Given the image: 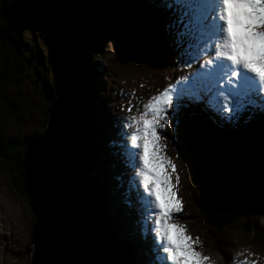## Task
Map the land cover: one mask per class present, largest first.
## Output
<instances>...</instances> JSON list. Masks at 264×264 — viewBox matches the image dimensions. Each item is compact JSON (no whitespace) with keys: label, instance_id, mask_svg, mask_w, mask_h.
Here are the masks:
<instances>
[{"label":"rangeland","instance_id":"1","mask_svg":"<svg viewBox=\"0 0 264 264\" xmlns=\"http://www.w3.org/2000/svg\"><path fill=\"white\" fill-rule=\"evenodd\" d=\"M129 1L133 5L145 10L147 7L157 5V0ZM8 6L14 7L13 12L16 16H13V18L19 19L18 10L23 5L19 7L15 4H10ZM3 7H6V5H3ZM76 7L75 5L74 11ZM82 9L79 16L76 15L78 18L80 17L84 22H88L87 18L89 20L94 18L91 8L83 6ZM34 12L35 14L33 13L32 19L28 20L26 15L25 21L22 20V23L19 24L22 27L21 38L25 44L26 52L27 54H31V57L28 59L30 65L24 68L18 81H3L0 83V141L3 142L9 137H16L21 142L28 141L27 148L29 143L35 141L33 138L41 139L43 138V133H51L53 134L52 137H57L56 140L49 138L44 144L48 146L59 145L61 153L67 147L71 148L74 152L75 149L80 152L82 151L83 155L79 157L80 159L77 160L76 164L71 166L72 170L70 164H68L69 183L71 182L74 185L73 187H77L79 190L81 188H88L86 207L94 217L93 219L90 216L88 217L86 211V216L84 214L82 216H84L86 221L89 219V224L87 221L89 227L93 226L95 231L100 230L98 232L100 235L103 233L100 236L102 238L101 243L111 248L106 258L107 261L111 257V263L109 264H116V262L118 264H147L148 259L140 251L142 245L140 243L138 245L137 243L138 235L141 237L139 229H136L139 228L138 213H134L137 215V220L133 218L134 215L130 212L128 221L124 213L120 215L122 209L118 211L115 203H112L111 207H109L110 204L106 205V201L100 198L102 196L101 187L109 188L111 193L105 191L107 195L103 194L105 200L109 199L110 203L114 200V202L116 200L121 202L120 195L124 194L127 187V175L124 173L127 170L121 162L119 149L121 137L118 135L124 122L122 114L127 113L128 116L138 114L139 111H142V104L147 102L150 96L164 87L174 84L175 80L180 76L182 77L186 72L187 67L183 63L178 62V53L173 42V37L169 34L170 30L167 27L169 12L163 14L162 23L165 25L162 28L158 24L157 27L154 26V30L158 29L156 32L158 44L164 42L167 47L165 53L167 55H163L164 57H161L160 60L156 56L144 59L142 56L130 58L122 55L124 52L122 54L119 52L121 51V45L117 38L109 39L103 46H100V43L96 42L95 39H89V42H92L91 47L94 48L93 50L97 51L101 48V53H99L100 57L98 61L92 64L93 76L90 78L92 80L89 83L90 87L88 89H90V92L89 95L87 94L89 98L86 103L88 106L84 108V111L81 110L80 113H78V108L76 110L77 113L74 112L75 115L68 110L67 106H63V103L56 106L55 102L51 101V98L56 94L54 87L57 76L56 70L60 68V66H56L53 59H57L60 51H63L57 44V41V46H55L50 40L54 35V27H51V23H49L51 19L46 17L40 5H36ZM76 16H72V23H75ZM73 28L75 29V24ZM165 45L163 44L162 46L165 47ZM88 79L86 74L85 76L83 75V84ZM77 91L81 92V89L77 87L76 94L78 95ZM129 104L132 106L131 112L126 111ZM205 110L202 102L191 103L183 100L181 101L179 111L173 112L172 109H169V124L164 129H157L162 137V143L165 145L163 151L171 158L173 163L175 162L176 174L179 176L177 195L183 202L181 214L183 217L173 218V220L177 223L186 224L188 233L194 239L199 237L202 244L196 250L201 252L202 255L206 253L212 255L214 258L210 259L214 260L215 264H230L231 261L227 260V252L230 255L236 253L242 256L241 260L246 258L248 261H255V264H264V215L259 213L243 216L240 214L236 216L238 223L230 224V226H225L224 228H220L218 225L217 227L212 224L210 225L205 219L207 215H213L211 213L206 215V212H210L213 207H209L208 209V207L203 205V208L206 207L207 211H204L203 215L201 214L199 210L200 204L198 203L200 191L197 190L196 179L194 177L192 179L190 176L195 170V167L191 163V156L193 157L196 152L195 149H192L196 141H203L205 145H209L207 148L203 146L205 155H218L222 147L225 150L228 147L231 148L230 144L226 143V139L231 138L230 143L236 141L235 143L241 144V147H253L255 140H264V125H262V128H259V126L253 127L250 126L251 124L248 120L241 121L242 118L238 120L240 122L235 121L220 124L219 117L213 113H211L212 115H207V112L210 111ZM203 113L206 116H203ZM199 117H204L207 121L204 119L200 120L199 124H202L201 128H197L200 138L198 140H191L186 128L191 129L194 127V124L198 125L197 119H200ZM253 117V114L248 112L244 119H252ZM194 119L197 121H194ZM70 120L75 123L76 127L78 123V128L75 127L74 131L70 130V126H72ZM257 120L259 121L260 118H257ZM84 124H86V127H83ZM219 125H221L220 130L217 128ZM216 128L220 132H217ZM235 128L237 129L235 137L239 138L231 136L234 134L233 129ZM65 129L71 131V135H68V131L64 132ZM210 132L215 135L214 138ZM221 132H226V136L224 137L222 134L217 136ZM64 133L67 137L62 135ZM205 133L208 134L204 135ZM229 133L231 135L228 136ZM58 141H62L64 145H60L61 142ZM74 143H76V146L78 145V147L80 146L84 149L76 147ZM199 145L200 149L198 152L202 155L200 151L203 149L201 150L200 143ZM101 146H104L105 149ZM95 149H98V151L101 149L100 155L95 152ZM245 150L249 149L246 148ZM104 152L105 159L103 160L105 163L101 162V156ZM65 153L66 155L71 154L70 150L65 151ZM109 153L114 155L110 157ZM66 163L65 166L67 167ZM101 163L105 164L104 169L106 171L102 169L103 164ZM214 168L217 169L215 166ZM94 169L96 171H93ZM22 170L23 175L24 168ZM117 171H120V177L117 175ZM205 172L208 171L205 170ZM217 172L223 176L221 174V166L217 169L216 174ZM90 174L92 177H90ZM176 174L172 176L174 183ZM16 175L15 166L0 156V264H50L55 261L60 264V259L66 261V259H63L67 246L65 232L71 224L73 226L79 222L78 209H75L79 208V206L75 205L70 197L71 195L68 193L66 201L58 205V211L51 208L42 209L39 212L42 219L41 224L39 223L34 226L33 212L30 210L26 198L18 191L19 185L17 186ZM123 175L124 180L121 179ZM216 176L215 183L218 180V175ZM19 177L18 181L21 182ZM118 177L119 179H117ZM222 179L225 181L224 178ZM214 181L208 182L206 178L205 183L210 185L214 184ZM113 185H118V188H113ZM120 189L122 192L119 191ZM224 195L227 196L228 199L226 198V200L228 202L236 200L232 190H225ZM220 197L221 193L217 189L212 199H208L207 201L217 203ZM235 202L237 204L234 209L237 212H242V209L247 211L253 210L256 207L255 202L250 203L245 198H238ZM134 204V198H131L130 205L134 207ZM205 204L212 205L209 202ZM134 211H136V208ZM33 215L36 216L35 213ZM114 217L117 222L113 220ZM243 218L252 220V223L255 224V229L247 231L240 227L242 226L240 221ZM129 233H131L130 236L128 235ZM142 239L145 240V238ZM146 241L147 239L143 242ZM144 244L149 248L148 241ZM140 252L141 256L139 255ZM88 254L90 256V252ZM103 258L104 256L102 255L101 261ZM90 263L94 264L91 260Z\"/></svg>","mask_w":264,"mask_h":264},{"label":"snow or ice","instance_id":"2","mask_svg":"<svg viewBox=\"0 0 264 264\" xmlns=\"http://www.w3.org/2000/svg\"><path fill=\"white\" fill-rule=\"evenodd\" d=\"M157 7L169 12L178 62L187 67L206 58L150 96L138 114L124 118L118 135L127 170L125 196L134 198L139 233L149 242L147 264H211L196 250L199 237L173 220L183 210L179 176L157 129L169 124V109L179 111L183 100L202 102L222 123L238 121L250 110L264 113V0H157ZM131 110L129 104L126 111ZM234 264L255 261L234 258Z\"/></svg>","mask_w":264,"mask_h":264},{"label":"trees","instance_id":"3","mask_svg":"<svg viewBox=\"0 0 264 264\" xmlns=\"http://www.w3.org/2000/svg\"><path fill=\"white\" fill-rule=\"evenodd\" d=\"M10 4H15L20 7L23 5V0H0V83H2L3 81H18L21 72L24 70V68L29 67L27 66L26 62L31 57V54H27L25 44L21 38V25H8L6 19L3 16L2 6H8ZM36 5L41 6L42 11L46 15V17L51 19L50 23H53L54 0H30L25 5L28 20L33 18V13L35 14L34 8L36 7ZM76 6L77 7L75 8L74 13L75 16H79L81 11L83 10V6L91 8L92 12L95 13V16L94 18H92V20H89L87 18L88 22H84L83 19H81L80 17L79 20L78 16H76V33L74 38L72 39L70 50H68L66 54L60 51V54L57 56V59H53L56 66L58 65L60 66V68L56 70L57 76L54 82L56 94L51 98V101L55 102L56 106L63 103V106H67L69 108L68 110L74 115L75 113H77V109L75 108L77 105L79 108L78 113H80L81 110L84 111V108L88 106V104L86 103L88 101V95L90 92V89H88V87H90L89 83L91 82L90 80H92L90 78L93 76L92 64L93 62L96 63V61H98L100 57L99 53H101V48L97 51L93 50L94 48L91 47L92 42H89L90 38L92 40L95 39L96 42L98 41L100 43V46H103L111 38H117L119 39L118 41L121 45V51L119 52H121V54L124 52V54L122 55L130 58H139L142 56L144 59H149L148 57L156 56L160 60V57H163L164 52L162 46L158 44L156 31L154 30V20H156V22H159L160 20L156 10L142 9L133 5V3H130L129 0H78ZM96 12H98L97 16ZM6 34L11 39L10 43L6 40ZM56 34L57 30L54 29V35L52 37L53 39L50 38L51 42L55 46H57ZM85 74L86 77H88L89 79L85 82V84H83V75L85 76ZM77 87L80 88L82 92L81 93L77 91L78 95L76 94ZM201 125L202 124L200 123L199 128H201ZM194 126L195 127H193L192 129L186 128V131L190 136L191 140L200 138V133H198L197 131L198 125L196 127V125L194 124ZM76 128H78V123ZM67 131L68 135H71V131L69 130L65 129L64 132ZM207 134L208 133H205L204 135ZM211 134L213 135V133ZM62 135L67 137L65 133ZM214 137L215 135H213V138ZM33 139L39 140L40 138ZM27 142H21L16 137H9L3 142L0 141V156L3 159H6L7 161L11 162L15 166V169L17 171L16 182H18L17 186L19 185L18 191L20 192V194H23V196L26 198L30 206V210L33 212V225L35 226L39 223L41 224L42 219L39 212H41V210L44 208H42L40 204H38L29 196L25 187V180L24 176L22 175V159ZM74 145L76 146V143ZM76 147H78V145ZM78 148L82 147L79 146ZM69 150L71 152H74L71 148H69ZM75 153V158L70 157L71 170V166L76 164L77 160L80 159L79 157H81V155L83 154L82 151L80 152L77 149H75ZM18 177L21 179V182L18 181ZM73 186L74 185L71 184L70 195L72 196V200L74 201L75 205L79 206V210L82 211V214L85 215L86 211L88 217L90 216V218L93 219L92 213L86 207L88 188H81L79 190V188ZM74 198L76 200H74ZM34 213L36 214V216L33 215ZM203 214L204 213H202V215ZM205 220L210 225L212 224L216 227L218 225V227L220 228L230 226V224L238 223L237 217L233 216L230 212L207 216ZM87 221L89 224V219ZM240 223L242 225L240 227H242L244 230L250 231L255 229V224H253L252 220L248 218H243ZM93 228V226H90L92 238L89 244V252L90 254L92 253L91 255L93 256L90 258V260L94 264H106V258L108 257L107 255L109 251H111V248L101 243L102 238L100 236L103 233L100 235L98 234L100 230L95 231ZM102 255L104 256V258L102 259L103 263L101 261ZM110 258L111 257L108 258L107 264L111 263ZM50 264L59 263L55 261L54 263ZM116 264H118V262H116Z\"/></svg>","mask_w":264,"mask_h":264},{"label":"bare ground","instance_id":"4","mask_svg":"<svg viewBox=\"0 0 264 264\" xmlns=\"http://www.w3.org/2000/svg\"><path fill=\"white\" fill-rule=\"evenodd\" d=\"M155 1V0H154ZM77 5V4H76ZM87 5V4H86ZM9 6H6L5 7V9H6V11H7V15H5L4 16V14H3V16H4V18L6 19V21H7V24L8 25H11V26H14V25H16V24H21L22 23V21L21 20H16V21H14V22H11V19L9 18V17H11L12 16V12H10V10H9V8H8ZM54 8V7H53ZM147 9H153V10H156V12H157V14H158V17L160 18V20H159V22H156V20H154L155 21V23H154V26H156L157 27V24H158V26L159 27H161L162 28V26H164L165 24H163L162 23V17H163V14H165V13H168L167 11L165 12L162 8H159V7H157V5H154L153 7H147ZM146 9V10H147ZM91 12H92V9H91ZM156 12H154V13H156ZM97 14H98V12H96V16H97ZM145 14V13H144ZM53 15H54V13H53ZM95 16V13H94V15H93V17ZM166 16V15H165ZM71 19H72V17H71ZM53 20H55V15H54V19ZM23 21H25V20H23ZM74 22V21H73ZM50 23V22H49ZM74 24L75 23H72V20H71V25H72V27L70 26V29H72L73 27H74ZM161 26H160V25ZM50 26L51 27H54L53 26V24L51 23L50 24ZM54 29H56V27H54ZM57 30V34H58V32H59V29H56ZM74 28H73V32H74ZM162 30V29H161ZM155 31L157 32L158 31V29H155ZM7 33V32H6ZM56 34V35H57ZM158 35V34H157ZM70 36V35H69ZM7 37H8V35H7ZM9 43L11 42V39L10 38H7L6 39ZM117 41V40H116ZM72 42V41H71ZM165 45L166 43H161L160 44V46H162V45ZM71 45V44H70ZM70 45H69V48H70ZM68 48V49H69ZM162 48H163V51H164V53H163V55H167V54H165L166 53V49H167V47H166V45H165V47H163L162 46ZM164 57V56H163ZM206 57L205 56H203V55H201L200 57H199V59H198V61H197V63H192L191 61H189L188 62V64H189V66H187V69H186V72L183 74V76L182 77H184V76H186V75H188V74H191L194 70H196V68H197V65H198V63H200V62H202L204 59H205ZM160 59H161V57H160ZM27 66H29L30 65V61L28 60L27 62ZM182 71V70H181ZM181 74H182V72H180ZM178 77V76H177ZM181 77V76H180ZM176 81V80H175ZM145 103V102H144ZM139 105V104H138ZM143 105V104H142ZM191 106V105H190ZM135 107H136V104H135ZM203 107H204V105H203ZM143 110V109H142ZM201 111H203V110H201ZM206 111V110H205ZM248 112H251L252 114H253V118L252 119H250V118H246V119H244L245 118V115L248 113ZM248 112H245V113H243L242 115H241V117L240 118H242L241 119V121H243V120H248L249 122H250V126H253V127H258L259 126V128H262L263 126L262 125H264V113H261V112H259L258 110H250V111H248ZM212 112H207V115L209 114V115H212L211 114ZM195 114V113H194ZM197 115V114H196ZM200 115V114H199ZM122 116L125 118V117H127L128 115H127V113H125V114H122ZM203 116H206V114L205 113H203ZM81 117V116H80ZM200 118V117H199ZM207 118V117H206ZM257 118H260V120L258 121L257 120ZM205 120V121H207L204 117H202V118H200V119H194V121H197V123H198V128H199V122H200V120ZM212 119V118H211ZM218 119V118H217ZM213 120V119H212ZM219 121V120H218ZM212 121L210 120V123H211ZM237 122H240V121H237ZM212 124V123H211ZM220 124H223L222 122L220 123ZM192 125V124H191ZM211 126V125H210ZM71 127V130L72 131H74L75 130V127H76V125H75V123L73 122L72 123V126H70ZM83 127H86V124H84V126ZM195 127V126H194ZM196 127H197V125H196ZM220 127H221V125H219V127H217V128H219V130H220ZM224 127V126H223ZM216 128V129H217ZM215 129V128H214ZM221 129H223V128H221ZM239 129V128H238ZM245 129V128H244ZM233 131H234V134H228V136L229 135H231L232 137H235L236 136V132H237V129L235 128V129H233ZM236 131V132H235ZM217 132H220V131H218V129H217ZM211 133V132H210ZM226 133V132H225ZM225 133H218L217 134V136H219L220 134H222V135H224V137L226 136L225 135ZM50 134V136H52L53 134H51V133H49ZM195 134V133H194ZM193 134V135H194ZM183 135V134H182ZM45 136H47V134L46 133H44L43 134V137H45ZM183 137V136H182ZM193 137V136H192ZM188 138V137H187ZM235 138H239V137H235ZM193 139V138H192ZM227 140V144H230L229 146H231V148L230 147H228V149H224L223 147L219 150L220 152V154H218V155H205V153H204V147L205 148H207V146H209V145H205L204 143H203V141L202 142H198V141H196V143L195 144H193L194 145V148H193V150L195 149L196 150V152H195V154L193 155V157L191 156V163H192V165L195 167V170L197 171V172H192V174L190 175L191 176V178L193 179V177L196 179V181H197V190L198 191H200V189H203V192H205V193H208V196L206 195L205 197H200V194L198 195V197H199V199H198V203L200 204V206H202V205H207V204H205L206 202H209V203H212V204H215V202H210V201H207L208 199H212L210 196H211V193L210 192H212V189H215V188H217V189H219L218 191L221 193V197L219 198V200H218V202L216 203V204H218L219 205V207L221 208L222 206L225 208V209H234L235 208V206H236V202L235 201H237V199L239 198L237 195L235 196V198H236V200H231V201H227L226 200V198H227V196L226 195H224V191L225 190H232V192L233 193H235V190L237 191V190H239L237 193L239 194V193H243V191L241 190V189H238V187L236 186V184H234L233 182V179H232V176L234 175V173H235V175H236V178H235V180H237V181H241V182H248L249 183V185L251 186L252 185V183L253 184H256L258 187H259V189L261 190V192L262 193H264V187H263V185H262V182H261V179L264 177V140H262V139H260V140H255V144L253 145V147H251V146H249V147H246V146H244V147H241V144H236L235 142L234 143H228L230 140H232V138L231 139H226ZM199 143L201 144V150L202 151H200L201 153H202V155L198 152L199 151V149H200V145H199ZM75 144V143H74ZM203 144V145H202ZM82 145H83V143H82ZM214 145V144H213ZM66 146V145H65ZM91 146H93V145H91ZM204 146V147H203ZM102 148H104V146H101ZM219 147H221V146H219ZM248 148L249 150H245L246 148ZM260 149H259V148ZM82 149H84V148H82ZM105 149V148H104ZM67 150H69V147H67V149H64V151H63V153L62 154H65V151H67ZM228 150V151H227ZM87 151V150H86ZM106 151V150H105ZM177 151V150H176ZM181 151V150H180ZM211 151V150H210ZM224 151H226V152H230V153H226V152H224ZM246 151V152H245ZM261 151V152H260ZM71 152V151H70ZM95 152L98 154V155H100V153H101V149L98 151V149H95ZM262 152H263V155H262ZM86 153V152H85ZM112 153V152H111ZM111 153H109V155H110V157H112L114 154H111ZM217 153V152H216ZM52 155H53V157H55V159L54 160H57L59 157H60V151L59 150H55V152L53 151L52 152ZM83 155V154H82ZM64 155H61V158L63 157ZM74 156H76V153L75 152H71V154H69L68 156H66V157H64V159L62 158V160H64V161H66L67 163H66V165H67V167H66V169H64L63 171L62 170H60L61 171V173H62V176H65L66 177V179H62V178H60V180L59 179H57L55 182H53L52 183V181L50 180V178H49V176L48 175H50V177H51V179L53 180V176L55 175H53L52 174V170H49V169H46L45 168V165H44V168L42 169L43 170V174L41 173V175L42 176H44V179L48 182V183H46V182H44V183H46L45 185L48 187H50V188H52L53 190H56V192L60 189V186L61 187H63L62 189L64 190V191H67L69 194H70V185H71V182L69 183V170H68V164H70V160H71V158H74ZM71 157V158H70ZM86 157V156H85ZM85 157H83V158H85ZM105 157V152L102 154V156H101V162L103 161L104 162V160L103 159H105L104 158ZM70 158V159H69ZM49 159L50 158H48L47 159V161L49 162ZM51 160V159H50ZM60 160V159H59ZM89 160V159H88ZM87 161V160H86ZM22 162H23V160H22ZM105 163V162H104ZM104 163H101V164H103V168L102 169H104ZM175 163V162H174ZM23 164V163H22ZM178 164V163H177ZM213 164H215V165H213ZM214 166L217 168V169H219L220 168V166H221V168H222V172H221V174L223 175V176H221V175H219L218 174V172H217V174H216V171H217V169H215L214 168ZM35 166H32V169L34 168ZM100 169V168H99ZM99 169H98V171H99ZM207 170L208 172L207 173H209V171L211 172L210 174H208V176H209V178H212V181H214L215 179H217L216 177V175H218V180H217V183H215V181H214V184H210V185H208L207 183H205V180H206V178H207V173L205 172V170ZM245 169H246V171H247V174L249 175V177L247 178V180L246 179H243V176H245ZM105 170V169H104ZM39 171H40V169H37L36 168V170H35V172H34V170H32V172L33 173H35L36 175L39 173ZM93 171H96L95 169L93 170ZM103 171V170H102ZM106 171V170H105ZM111 171V170H110ZM25 172V171H24ZM92 172V171H91ZM100 172V171H99ZM106 173V172H105ZM124 173H126V171L124 172ZM117 175H119V177H120V171H117ZM194 175V176H193ZM23 176H24V173H23ZM90 177H92V175L90 174ZM119 177L117 178V179H119ZM124 175L123 176H121V179L122 180H124ZM222 178H224V180L225 181H223V179ZM232 179V180H231ZM24 180H25V177H24ZM36 181H38V180H36ZM25 184H26V181H25ZM119 185V184H118ZM118 185H113V188H115V189H117L118 188ZM104 186V185H103ZM96 187V186H95ZM230 187V188H229ZM127 188V187H126ZM101 189H102V196H101V198L100 199H103L104 201H106V205H108V204H110L109 205V207H111V205H112V203H115L116 204V206L118 207V211L120 210V209H122V212L120 213V215H122L123 213H124V216L126 217V218H128V221H129V218H130V212L134 215H132L133 216V218H136L137 217V215H135L134 213L135 212H137V211H134L135 210V206H136V204H134V207L133 206H131L130 205V203H128V202H126L127 200H131V198H129V197H126L125 196V192H124V194L122 193V195H120V200H121V202L120 201H118V200H116V202H114V201H112L111 203H110V201H109V199H106L105 200V196L107 195V194H105V191H109L110 189L109 188H103V187H101ZM29 190H30V192L31 191H33V188L30 186L29 187ZM120 192H122V190L120 189L119 190ZM27 192H28V190H27ZM55 192V193H56ZM106 192V193H107ZM112 192H114V191H112ZM109 193H111L110 191H109ZM257 193H258V190H257ZM262 193H258V195L259 196H264V194H262ZM28 194H29V192H28ZM46 194V193H45ZM95 194V193H94ZM93 194V195H94ZM97 194V193H96ZM103 194H105V196H103ZM114 194V193H113ZM121 194V193H120ZM228 195H230V193H228ZM57 196H59L58 195V193L56 194V197ZM66 196H68V195H66ZM71 198H72V196H70ZM68 198V197H67ZM110 198H113V197H110ZM257 196H254L253 198H248V199H246L248 202H250L251 203V201H256L257 200ZM228 199V198H227ZM34 200V199H33ZM74 200H76L75 198H74ZM102 200V201H103ZM36 201V200H35ZM120 203H126V204H120ZM39 204V203H38ZM46 204H47V201H46ZM119 204V205H118ZM48 205V204H47ZM47 205H45V206H43V205H41L42 206V208H47L48 209V207L49 206H47ZM106 205H104V206H106ZM210 205V207H212V205L211 204H209ZM209 205H207V206H209ZM121 206V207H120ZM127 207H128V209H127ZM75 208V207H74ZM75 209H78V213H80V210H79V208H75ZM99 210H100V208H99ZM131 210V211H130ZM200 211H201V214L204 212V210H201V209H199ZM243 211H242V214H243V216H247V215H250V214H259L260 212H257V213H250V214H248V212H247V210H244V209H242ZM74 211V210H73ZM75 213H76V211H74ZM230 213H232L231 211H229ZM229 212H227V213H229ZM180 214V215H179ZM182 214V211L181 212H179V213H176V214H174V216H173V218H181V216L183 217V215H181ZM219 214V213H218ZM260 214H262V213H260ZM95 215V214H94ZM178 215V216H177ZM264 215V214H263ZM94 217V216H93ZM207 217V216H206ZM137 219V218H136ZM113 220H116L115 219V217L113 218ZM138 220V219H137ZM139 221V220H138ZM87 222V221H86ZM116 222H117V220H116ZM116 224V223H115ZM96 225V224H95ZM94 225V226H95ZM185 226H186V224H184ZM117 226V225H116ZM120 228V227H119ZM123 228V227H122ZM135 228H136V226H135ZM100 229V228H99ZM136 229H139V228H136ZM118 232H120V231H118ZM106 234V233H105ZM117 235H118V233H117ZM116 235V236H117ZM129 236L131 235V233H129L128 234ZM194 235H195V232H194ZM146 240V239H145ZM145 240H143L139 235H138V245H139V243L142 245V247H141V250H140V248H139V250L140 251H142L143 253L142 254H144L143 256H145V258H147L148 260L150 259V257H151V254H149V253H151V251H150V247L149 248H147L146 247V245L144 244V243H146V242H143V241H145ZM134 245H135V243H133ZM143 245H145V246H143ZM143 248V249H142ZM66 249H68L69 251H68V256L66 255H63V258L64 259H67V258H72V259H74V260H76V255L75 254H73V251H71L70 250V248H68L67 246H66ZM123 249V248H122ZM253 253V252H252ZM92 254V253H91ZM90 254V256L91 257H93L92 255ZM140 256H141V252H140V254H139ZM88 256H89V254H88ZM90 256H89V258H90ZM96 256V255H95ZM204 256H207L208 258H209V260H210V262H211V264H215V262H214V260H211L210 258H214L212 255H210L209 253H206ZM227 260L228 261H231L230 262V264H234V258H235V261H240L241 260V258H243L242 256H239L238 254H236V253H234L233 255H230L228 252H227ZM93 259V258H92ZM226 260V261H227ZM139 263V262H138ZM229 264V263H228Z\"/></svg>","mask_w":264,"mask_h":264},{"label":"water","instance_id":"5","mask_svg":"<svg viewBox=\"0 0 264 264\" xmlns=\"http://www.w3.org/2000/svg\"><path fill=\"white\" fill-rule=\"evenodd\" d=\"M29 1L30 0H24L23 7L18 10L19 19L13 18V16H16L14 15V12H13L14 7L12 6L8 7L10 12H12V16L9 17L11 19V22L16 21V19L21 20V21L25 19V16H26L25 5ZM77 3H78V0H54L53 13L55 15V20L53 21L52 24L54 27H56V29H59V32L56 35V38H57L56 41L65 54L67 53L68 50H70L69 45L71 44V41L73 39L72 37L75 36L73 32V28L70 29V26H71V20H72L71 17L73 16L74 7ZM2 13L4 14V16L7 15V11L5 7L2 8ZM49 138L50 139L52 138V140H56L57 137L56 136L52 137L49 134H47V136L37 141L35 140L34 142H31L27 146V148L25 149L22 166L25 171L24 177L26 181V189L29 192V196L32 199L36 200V202L39 203L40 205L45 206L48 204L47 205L49 206L48 208L57 209L58 205L66 201L68 197L66 195H68V192L64 191L63 190L64 188L61 186L57 192L56 190H53L49 186L47 187L45 184L48 182L44 179V176H42L41 173L43 174L42 169L44 168V165H45L46 169L52 170V174L53 175L55 174L52 177L53 180L51 179L50 175H48L52 183L55 182L57 179L60 180V178L66 179L65 176H62V173L60 170L63 171L64 169H66V166H65L66 161L62 160V158L64 159V157L68 155H66V153L65 154L61 153V148L59 145L48 146L44 144L46 140ZM58 142H61L60 145H64L62 141H58ZM55 150L60 151V157L57 160H54L55 157H53L52 155V152L53 151L55 152ZM61 155H64V156L61 158ZM48 158L51 159V160L49 159V162L47 161ZM32 166H35V167L32 169ZM36 168L40 169L37 175L32 172V170H34L35 172ZM194 172H197V171L194 170ZM209 173H207V180L208 182H212V178H209L208 176ZM248 177L249 175L247 174V171L245 169V176H243V179L247 180ZM235 178H236V175L234 173V175L232 176V179L234 181L233 183L236 184L238 189H241L243 191V193L238 194L237 192L239 190L237 191L235 190V193H234L235 196L237 195L239 198H245V199H248L250 197L253 198L254 196L258 197L256 201H251L252 203L254 202L256 203L255 204L256 207L253 210L251 209L247 211L248 214L257 213V212L264 214V196L258 195V193H262L259 187L253 183L250 186L248 182H241V181L239 182L235 180ZM261 182L264 187V177L261 179ZM30 186L33 188V191L31 192L29 190ZM257 190H258V193H257ZM216 192H217V188L212 189V192H210L211 193L210 197L212 198ZM57 193L59 196L56 197ZM206 195L208 196V193H205L203 192V189H200V197L202 198V197H205ZM46 201H47V204H46ZM204 206L208 207V209L210 207L207 205H204ZM199 207L201 210L207 211L206 207L203 208V205ZM212 207H213L212 210H210V212H206V215L208 213H211V215H215L218 213H227L229 211L232 212L231 214L233 216H238L240 214L243 215L242 212H237L235 209L228 210V209H225L223 206L220 208L219 205L216 203L212 204ZM78 215L80 216L79 222L73 226L71 224L70 227L66 230V232L64 231L67 247L70 248L71 251H73V254H75L77 258L76 260L72 258H67L66 261H62L60 259V264H73V263L74 264H91L90 258L88 256V252H89V244L92 238V234H91L89 225L87 224L84 216H82L83 214L80 212L78 213ZM67 222H66V225H67ZM68 251L69 250L66 249L64 253L65 256L66 255L68 256Z\"/></svg>","mask_w":264,"mask_h":264}]
</instances>
